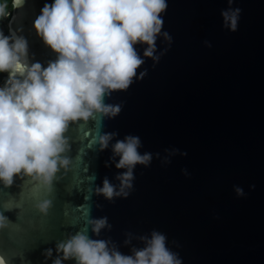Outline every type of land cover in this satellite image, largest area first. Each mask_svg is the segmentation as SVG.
I'll list each match as a JSON object with an SVG mask.
<instances>
[{"label":"water","instance_id":"95a60500","mask_svg":"<svg viewBox=\"0 0 264 264\" xmlns=\"http://www.w3.org/2000/svg\"><path fill=\"white\" fill-rule=\"evenodd\" d=\"M53 2L23 0L14 7L11 0L7 33L27 40L30 64L46 67L56 59L32 27L44 4ZM166 2L162 31L170 34L171 46L158 38V51L169 47L159 62L146 59L137 69V77L146 72L142 79L106 97V104L121 106L117 116L69 125L71 170L50 194L37 196L53 202L47 217L32 211L27 181L0 185V214L25 227L19 236L0 232L8 264H52L57 242L105 217L110 228L88 235L111 241L124 255L143 246L138 237L156 230L183 264H264V0H235L232 7L241 15L234 33L221 27L226 0ZM144 47L136 45L141 57ZM104 133L138 136L140 153L152 154L148 166L135 167L127 198L94 194L105 178L118 185L115 177L124 171L115 168L118 158L110 161L115 139L98 151L95 138ZM172 149L187 155L170 156ZM234 186L245 195L237 197ZM49 248L53 256L45 260Z\"/></svg>","mask_w":264,"mask_h":264},{"label":"clouds","instance_id":"9594fccd","mask_svg":"<svg viewBox=\"0 0 264 264\" xmlns=\"http://www.w3.org/2000/svg\"><path fill=\"white\" fill-rule=\"evenodd\" d=\"M234 2L226 0L228 7L220 13L221 27L232 33L237 31L241 15L240 8L232 7ZM22 3L23 0H13L14 7ZM6 7L0 3V17L7 15ZM166 9V0L45 3L32 27L56 56L46 67L39 62L29 63L28 42L23 36L11 30L8 35L0 31V73L8 75L0 87V185L6 189L17 179L27 181L34 199L31 209L40 218L47 217L53 202L37 198L38 194H50L54 183L71 170L65 137L69 125L117 116L121 106L106 104V97L127 90L134 78L142 79L146 72L137 77V69L145 60L151 59L155 65L168 51L172 38L162 31ZM158 38H163L169 47L158 51ZM138 44L145 46L142 57L136 50ZM203 44L206 48L212 46L207 40ZM116 136L117 133H104L95 138L98 151L108 149ZM140 147L138 136L115 139L110 161L118 158L115 168L124 171L115 177L118 185L105 178L102 186L95 188V195L108 201L127 198L135 167L148 166L152 160V154H141ZM177 153L187 155L177 149L169 155ZM233 190L237 197L245 195L240 186ZM23 223L32 224L29 220ZM105 228H110L106 217L88 220L84 229L56 243L52 264L69 260L74 264H183L179 253L168 247L166 235L159 231L138 237L143 246L132 247L131 254L124 255L111 241L88 235L90 230L99 236ZM24 229L0 214V232L8 230L19 236ZM131 239L130 235L125 239V246ZM43 255L45 260L51 258L53 249H46ZM0 264H8L2 250Z\"/></svg>","mask_w":264,"mask_h":264},{"label":"trees","instance_id":"16d2710c","mask_svg":"<svg viewBox=\"0 0 264 264\" xmlns=\"http://www.w3.org/2000/svg\"><path fill=\"white\" fill-rule=\"evenodd\" d=\"M0 3L6 4V12H10L12 5H11V0H0ZM7 19L8 17H0V31H2L5 35H8L7 33V29H6V23H7ZM7 73H0V83L2 82L3 77L6 75Z\"/></svg>","mask_w":264,"mask_h":264}]
</instances>
